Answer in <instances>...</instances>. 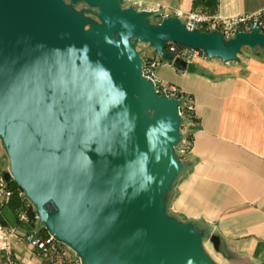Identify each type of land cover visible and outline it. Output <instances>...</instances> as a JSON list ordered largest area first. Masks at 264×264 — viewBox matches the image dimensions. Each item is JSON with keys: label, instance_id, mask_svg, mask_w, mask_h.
Masks as SVG:
<instances>
[{"label": "water", "instance_id": "1", "mask_svg": "<svg viewBox=\"0 0 264 264\" xmlns=\"http://www.w3.org/2000/svg\"><path fill=\"white\" fill-rule=\"evenodd\" d=\"M68 1L97 7L101 25L65 0H0L3 179L82 264H215L194 223L167 212L184 168L186 99L157 93L137 45L193 73L169 43L229 63L243 47L264 52V34L254 27L226 39L178 18L157 22L162 10L139 13L123 0Z\"/></svg>", "mask_w": 264, "mask_h": 264}, {"label": "crops", "instance_id": "2", "mask_svg": "<svg viewBox=\"0 0 264 264\" xmlns=\"http://www.w3.org/2000/svg\"><path fill=\"white\" fill-rule=\"evenodd\" d=\"M157 4L170 14L181 9L224 18L264 9V0H123L122 7L142 13ZM194 64L199 72L170 64L155 71L160 81L191 97L197 118L190 127L191 149L182 160L183 171L167 195V212L194 223L215 264H264V56ZM29 205L27 200L20 206L4 203L1 210L0 228L21 236L13 242L19 263L69 264L27 244L25 235L31 231L48 234L28 213L29 222L19 219Z\"/></svg>", "mask_w": 264, "mask_h": 264}, {"label": "built area", "instance_id": "3", "mask_svg": "<svg viewBox=\"0 0 264 264\" xmlns=\"http://www.w3.org/2000/svg\"><path fill=\"white\" fill-rule=\"evenodd\" d=\"M153 10L163 11L160 16L156 17L157 22H161L167 18H178L190 30L198 29L206 32L218 30L224 34L226 39L235 37L238 32H251L254 27H257L260 33L264 34V9L250 14H240L229 18L194 10L184 11L181 9H175L174 12L170 14L165 12L162 4H157ZM166 50L174 53L176 59L187 63H195L198 61L206 62L211 60L203 50L182 48L175 43H169L166 46ZM144 62L143 75L153 82L158 81V84L155 85L158 94L164 93L176 99H186L184 105L179 109L180 115L186 122L181 127L184 138L181 145L177 148L183 159L191 149L190 127L197 119L191 97L183 94L176 85L164 83L156 77L155 71L157 67L163 64L161 59L149 58ZM11 196L12 190L1 174L0 198L3 200V203H7ZM18 216L21 221L29 222L30 220L25 211H21ZM19 239H21V236L15 230L0 228V260L2 264H20L13 251V242ZM25 240L31 248L52 260L57 259L63 263L69 262V264H82L81 259L78 257L72 261H67L68 252L65 244L54 239L49 233L46 236H42L35 231H31L25 235Z\"/></svg>", "mask_w": 264, "mask_h": 264}, {"label": "rangeland", "instance_id": "4", "mask_svg": "<svg viewBox=\"0 0 264 264\" xmlns=\"http://www.w3.org/2000/svg\"><path fill=\"white\" fill-rule=\"evenodd\" d=\"M65 1L67 4L71 5L73 7V9H75L77 12L83 13L85 17L89 18L95 24H97L99 26L101 25V22L99 20V9L97 7L89 6L84 2H71L68 0H65ZM155 21H157V20H155ZM89 28H90L89 25H87L85 27L86 30H88ZM137 50L143 52L144 61H146L149 58L150 59H153V58L160 59L161 58V56L159 54L153 53L154 49L150 48L148 44L139 43L137 45ZM246 55H248L250 57L264 56V52L259 47H255V48L243 47L241 49V53L238 54V57H242V56H246ZM214 60H219V59H214ZM1 156H3V158H5L4 162H3V159H1ZM0 169L2 170V172L9 171V160H8V157L5 153V151H4V147L2 145L1 139H0ZM66 248H67V252H68L67 261H72L77 256H76L75 252L72 251L69 247L66 246Z\"/></svg>", "mask_w": 264, "mask_h": 264}, {"label": "trees", "instance_id": "5", "mask_svg": "<svg viewBox=\"0 0 264 264\" xmlns=\"http://www.w3.org/2000/svg\"><path fill=\"white\" fill-rule=\"evenodd\" d=\"M8 186L9 188L12 190V196L11 198L9 199V201L7 202V204H12V205H16V206H20L21 203L23 201H25L26 199H21L22 198V189L20 188V186L14 182L13 180H10L8 182ZM3 204L1 201H0V224H2V216H1V210L3 208ZM25 209V207H23ZM22 208V209H23ZM27 213L30 215V217L35 220L36 219V214L33 210V208L29 205L28 209H27Z\"/></svg>", "mask_w": 264, "mask_h": 264}]
</instances>
